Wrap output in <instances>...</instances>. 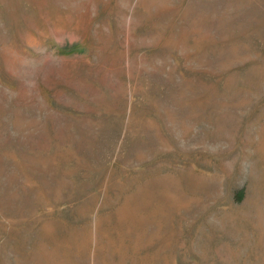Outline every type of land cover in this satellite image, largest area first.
Here are the masks:
<instances>
[{"label":"rangeland","instance_id":"374dc122","mask_svg":"<svg viewBox=\"0 0 264 264\" xmlns=\"http://www.w3.org/2000/svg\"><path fill=\"white\" fill-rule=\"evenodd\" d=\"M0 264H264V0H0Z\"/></svg>","mask_w":264,"mask_h":264}]
</instances>
